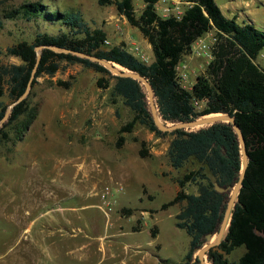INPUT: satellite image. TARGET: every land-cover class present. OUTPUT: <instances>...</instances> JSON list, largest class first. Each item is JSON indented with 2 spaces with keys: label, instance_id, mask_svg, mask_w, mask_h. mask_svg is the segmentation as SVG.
Here are the masks:
<instances>
[{
  "label": "trees",
  "instance_id": "obj_1",
  "mask_svg": "<svg viewBox=\"0 0 264 264\" xmlns=\"http://www.w3.org/2000/svg\"><path fill=\"white\" fill-rule=\"evenodd\" d=\"M140 1L143 8L137 15L133 11L132 0H96V4L100 7L113 5L116 13L139 32L152 56L147 65L122 46L101 49L104 33L99 29L90 30L79 12L50 11L39 2L5 11V19L56 22L60 29L55 34L36 32L30 43L22 41L5 48L4 54L17 58L20 64L0 63V98L5 94L13 103L21 96L35 62L34 47L51 46L67 53L42 49L30 88L38 76L51 77L62 61L109 75L100 65L70 54L77 52L105 60L145 78L153 92L157 113L164 122H187L216 113L228 115L241 134L247 164L227 232L206 255L212 264H264V70L254 63L264 47V30L250 24L239 25L234 18H224L213 0H185L187 5L178 18H161L154 9L159 0ZM209 32L214 38L210 60L204 74L196 76L190 89L186 90L177 79L176 66L181 57L190 52L192 43ZM113 79L110 98L119 99L132 115L119 128L118 134L130 133L134 125H139L156 137L169 135L171 139L166 149L169 166L178 170L190 161L196 165L194 170L174 179L177 186L174 196L159 207L165 210L180 205L174 216V226L183 230L190 239L183 257L187 264L195 249L201 246L202 237L215 231L220 218L225 195L216 193L213 183L226 187L238 177L240 149L236 137L231 127L224 123L195 131L176 129L160 132L148 113L140 85L129 78ZM56 85L63 89L70 87L69 82L58 81ZM96 86L106 88L107 82L98 78ZM28 93L11 108L0 128V141L7 140L9 133L16 140H21L36 119L38 109L29 105ZM198 104L200 109L195 108ZM5 108L0 102V118ZM122 141L123 138L118 136L116 146ZM138 155L144 157L146 153L140 149ZM188 184L195 186V194L183 191ZM235 249H242L241 254L228 261V256Z\"/></svg>",
  "mask_w": 264,
  "mask_h": 264
},
{
  "label": "rangeland",
  "instance_id": "obj_2",
  "mask_svg": "<svg viewBox=\"0 0 264 264\" xmlns=\"http://www.w3.org/2000/svg\"><path fill=\"white\" fill-rule=\"evenodd\" d=\"M133 1L136 3L139 0ZM227 1L235 8V15H245L241 17L245 24L264 30V0H216L223 12ZM32 2L42 3L50 11L79 12L82 21L90 30L99 29L104 33L107 44H103L102 41L101 49L122 46L129 51V46L135 44L144 55V64L152 61L147 44L139 43L138 32L134 28H130L133 37L128 33L129 25L123 17L118 16L113 5L100 7L96 0H0V63L3 65L20 63L17 59L6 56L5 48L22 41L30 43L36 32L55 34L60 29L56 22L42 23L38 19L25 21L19 18H3L5 11ZM166 2L168 5L173 4L171 0ZM133 10L136 15L139 13L137 4L133 5ZM156 13L160 15L157 9ZM237 22L240 24L239 20ZM200 38L190 49L188 54L190 56L181 57L179 63L182 65L176 69L178 75H185L180 85L186 90L190 89L196 76L204 74L210 60L213 33L209 32ZM187 61L190 64L184 69L182 66L187 64ZM254 63L264 70V47ZM108 73L109 75H102L78 64L70 65L62 61L58 63V70L51 77L38 76L35 84L29 89L28 103L37 106L38 109L36 119L21 140H16L15 136L9 133L7 140L0 141V264H30L32 257L35 260L34 264H53L55 257L52 249L55 248L54 245L48 244L57 240L56 243L60 245L63 255L66 246L69 247L75 241L66 239L62 241L58 234H55L48 236L41 243L43 246H34L35 251L32 254L24 251L36 238L34 228L29 232L24 231L29 215L34 218L42 213L44 208L51 207L49 203L39 207V200L43 196L38 190L43 185L48 189V186L58 188V181L64 185L73 182L80 192L91 190L96 193L103 185L112 188L125 176L131 180L125 177L126 181L122 183L123 191L119 195L111 192V199L109 197L107 199L114 201L108 215L94 207L97 203L94 196L84 198L82 202L84 205L93 206L82 209L76 207L79 209L78 213L91 220L88 226L90 231L95 234L110 233L105 220L112 213L111 216L125 217L127 214L118 209L122 206L157 208L158 234L155 238H150L146 230H141L127 232L123 241L132 245L139 244L143 248H147L148 243L158 245L159 248L153 254L159 260H168L174 264L183 262L189 237L183 230L174 227V215L180 205H173L165 210L158 207L174 196L177 190L174 179L194 170L196 165L190 161L178 170H173L169 166L166 157L167 145L171 139L169 135L156 137L139 125H134L130 133L118 134L119 128L128 122L132 115L119 99L110 98L109 89L114 82L115 74L110 71ZM98 78H103L107 82L106 88L96 86ZM58 81L69 82L70 87L60 88L56 85ZM140 87L147 105L145 88L142 85ZM0 102L5 106L10 104L5 94L0 98ZM200 107V104L195 106L196 109ZM164 123L169 125L168 122ZM195 130L197 129H191ZM118 136H121L123 141L116 146ZM140 149L146 153L144 157L138 155ZM138 180L142 183L144 194L146 184L159 185V191L149 193L152 200L138 201V197L141 196ZM183 191L195 194L196 188L188 184L184 186ZM224 195L223 207L229 192ZM65 196L66 190L61 194V197ZM72 203L73 201L68 200L62 205ZM99 205L102 210L105 209L100 200ZM139 211L141 210L136 209L130 212L136 215ZM152 213L153 210H147L148 216ZM129 221L132 222V219H124L121 223L129 226ZM41 222L42 220L37 224ZM241 252L242 249H235L228 256V261L239 256ZM194 258L195 251L191 255V261L197 264ZM66 261L68 264H75L70 258H66ZM95 261L97 262V259ZM76 264L97 263L79 261Z\"/></svg>",
  "mask_w": 264,
  "mask_h": 264
},
{
  "label": "crops",
  "instance_id": "obj_3",
  "mask_svg": "<svg viewBox=\"0 0 264 264\" xmlns=\"http://www.w3.org/2000/svg\"><path fill=\"white\" fill-rule=\"evenodd\" d=\"M171 1L173 2V4H170L169 6L171 7L176 6L177 8L181 10H183V8L187 5L185 0H171ZM213 1L218 7L221 15L224 18L226 19L234 18L237 24H239L237 20L240 21L239 25L245 24L243 22V19L241 18V17H245V15L244 14L235 15L234 13L235 8L232 5H230L229 1H227L224 4L225 12L222 11L221 7L217 4L216 0H213ZM134 4H137V7L140 12V10L143 8V3L140 0L134 3V1L132 0V7ZM164 5H168L166 0H159L154 6L155 12H156V9L160 10V8L164 7ZM119 17L122 18L121 16ZM130 28L132 27L129 26L128 33L133 37V34H131ZM138 36H139V43L141 42L146 43V41L139 34V32H138ZM200 39L201 38H198L197 40H200ZM193 44H196V43L193 42L190 49L192 48ZM11 58L17 59L15 57H11ZM188 62L189 61H187V64L182 66L184 67V69L188 68L189 66L188 64H190ZM14 65H18V64H14ZM180 65L182 64L178 63L177 67ZM125 177L128 178V180H131L128 176H125ZM125 177L120 180L121 181L120 183L117 182L113 186L122 187L123 181L124 180L126 181ZM138 181H139L138 183L140 186V193H141V196L138 197V201L140 202L141 199H146L149 201L152 200L153 198L150 199L149 193L153 191H159L158 190L159 185L146 184L145 189H144L145 190V194H144L142 192V187H141L142 183L140 182V180ZM58 183H59L58 188L48 186V189H47V186L43 185L38 190V192H41V195L43 196L42 199L39 200V207L46 206V204L48 203L50 204L51 207H49L48 209L44 208L43 212L37 216H34V218L31 217V215H29V218H28L29 220L24 228V231L29 232L31 231L32 228H34L36 238L32 240L31 245L25 247V250H24L25 252L27 253L29 252L32 254V252L35 251L34 246L38 245L40 247V245H42L41 243L45 241L48 236H55V234H58V237L62 239V241L65 239L66 241H71V240H75V241L72 242L71 245H69V247L66 246V248L64 249L65 253L63 255L61 254L62 249H60V245L59 244L57 245L56 243L57 240L55 242L51 241V243L48 244V246L54 245V248H55V249H52V251H54L53 255L55 257L53 264H68V261H66V258H70L71 261H75V264L79 263V261L81 262L83 261L86 263L95 262L97 264H160V263L174 264L172 262H169L168 260H159L153 254V252L159 248L158 245H153L151 243H148L147 248H143L139 244L132 245V244L124 243L123 241V238L127 232L134 233V232H140L141 230H146L147 235L150 238H155L158 234V228L156 224L158 221L157 213H159V211H156L157 208L122 206L118 209H121L120 210L121 212L122 210L128 211L125 217L123 216L120 217L116 215L111 216L113 214L112 213L105 220V225H107V230L110 233L103 232V233L95 234L94 232L90 231L88 227L89 222L91 223V220L86 218L84 215L78 213L79 212L78 208L82 209V208H86V206H93V205H84L82 202L84 198L89 199L94 196L95 199H97V203H95L94 207L100 212H102L101 207L99 205V195L102 189L106 185L101 186L100 189L95 193L91 190H87L88 192L87 191L80 192V189H78V186L74 184L73 182L70 185H64L60 181H58ZM68 187L71 189H67ZM64 190H66L67 196L61 197L62 191ZM122 191H123V188H122ZM121 192H117V193L114 192V193L119 195ZM68 200L73 201V203L71 205H67V204L62 205L63 203H67ZM136 209L141 210V211H139L136 215L130 212L131 210H136ZM150 209L153 210L154 213L148 216L147 210H150ZM129 218L132 219V222L129 221L130 222L129 226H124L121 223V221L124 219L127 220ZM40 220H42V222L40 224H37V222ZM189 241H188V248H189ZM55 244H56V247H55ZM148 247H152V249H149ZM33 258L34 257H32L30 264H34L35 260ZM96 259H97V262L95 261ZM182 261L183 262L180 264H185L184 260ZM191 263L192 261L190 258L187 264H191Z\"/></svg>",
  "mask_w": 264,
  "mask_h": 264
},
{
  "label": "water",
  "instance_id": "obj_4",
  "mask_svg": "<svg viewBox=\"0 0 264 264\" xmlns=\"http://www.w3.org/2000/svg\"><path fill=\"white\" fill-rule=\"evenodd\" d=\"M44 48H46L50 51H53V52L67 53V51L58 49L56 47H51V46L50 47H41V46L34 47L33 51L35 54V62H34V65L31 69V71H30V74H29V77H28V80L26 83V88H25L24 92L21 94V96L16 101H14L13 103H10L8 106H6L4 113H3L2 117L0 118V128L6 122L11 108L15 104H17L18 102H20L21 100H23L26 97L28 90L30 88V84H31V81L33 79L35 70H36V66H37L39 58H40V51ZM70 54L74 55L78 58L85 59V60H88L90 62L96 63L108 72H109V70H113L115 77L129 78V79L137 82L140 86L142 85L146 91L148 113L151 117V120H152L155 128L157 130H159L160 132H171V131L176 130V129L183 130V131H191V129L196 128V127H198V129H205L211 125L220 124V123L228 124L231 127V129H232V131L236 137L239 149H240V170L238 173V177L236 178V181L233 184L228 185L226 187H219L216 183H213V189L216 193L224 195V194H227L229 192V195L226 198L224 207H222V209H220V211H219L220 218L216 224L215 231L210 233V234L204 235L202 237L201 246L198 247L197 249H195V258L194 259H195L197 264H206V262H208L209 264H212L211 262L208 261L206 254H207L209 249L217 246L220 243V241L223 239V237L225 236V234L227 232V228L229 226V219H230L231 211L233 209L234 204L237 202V194H238L239 188L241 186L243 172H244V170L246 168V164H247V156H246L245 149H244V143H243V140H242V137H241V134H240L238 128L235 126V124L233 122V119L226 114L216 113V114H209V115H212L210 117H209V115H204V116H201V117L196 118V119L191 120V121L181 122V123L180 122L179 123H169V125H166L160 117L158 120L155 116V105H154L153 92H152L151 87L145 78L141 77L137 73L128 71L126 69H125L126 72L117 71L112 66V63L107 62V61L102 60V59H98V58L91 56V55H88V54L77 53V52H70ZM212 235H215V239H214V241L209 242L210 237Z\"/></svg>",
  "mask_w": 264,
  "mask_h": 264
},
{
  "label": "built area",
  "instance_id": "obj_5",
  "mask_svg": "<svg viewBox=\"0 0 264 264\" xmlns=\"http://www.w3.org/2000/svg\"><path fill=\"white\" fill-rule=\"evenodd\" d=\"M159 11H160V15L159 16L161 18H166L168 16H174V17L178 18L182 14V10L181 9L177 8L176 6L171 7L169 5H164V7H161ZM213 41H214V38H213ZM103 44L106 45L107 42L105 40H103ZM128 50H129L128 52L132 56H134V58H136L139 62L144 63L145 58H144V55L141 52V49H140L139 46H137L135 44H131L129 46ZM177 68L178 67L176 66V69ZM176 69H175V71H176ZM176 76H177V79H178L179 83L185 79V75L184 74L178 75L176 73ZM121 191H122V187L121 186H113L112 188L110 186H105L102 189V191H101V193L99 195V200L101 202V205L105 207L104 210H102V208H101V210H102V212H103L104 215H108L110 213L111 206L114 204L113 203L114 202L113 200H108L107 201L108 197L110 199L112 197V196H110L111 195V192L112 193L113 192L117 193V192H121Z\"/></svg>",
  "mask_w": 264,
  "mask_h": 264
},
{
  "label": "bare ground",
  "instance_id": "obj_6",
  "mask_svg": "<svg viewBox=\"0 0 264 264\" xmlns=\"http://www.w3.org/2000/svg\"><path fill=\"white\" fill-rule=\"evenodd\" d=\"M112 66H113V67L115 68V70H117V71L126 72V70H123L122 68H120V67H118V66H115V65H113V64H112ZM109 71H110L112 74H114V71H113V70H109ZM154 105H155V101H154ZM155 116H156V118L159 120V115H158L156 109H155ZM210 116H212V115H209V117H210ZM194 129H198V127L194 128ZM214 239H215V235H212V236L210 237L209 242L214 241ZM206 264H208V263L206 262Z\"/></svg>",
  "mask_w": 264,
  "mask_h": 264
}]
</instances>
